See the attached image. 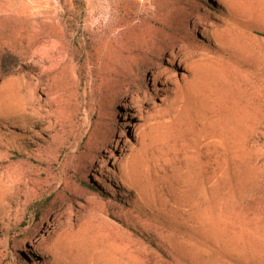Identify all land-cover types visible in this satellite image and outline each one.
Listing matches in <instances>:
<instances>
[{
  "label": "rangeland",
  "instance_id": "rangeland-1",
  "mask_svg": "<svg viewBox=\"0 0 264 264\" xmlns=\"http://www.w3.org/2000/svg\"><path fill=\"white\" fill-rule=\"evenodd\" d=\"M84 1L0 0V264H264V0Z\"/></svg>",
  "mask_w": 264,
  "mask_h": 264
},
{
  "label": "trees",
  "instance_id": "trees-1",
  "mask_svg": "<svg viewBox=\"0 0 264 264\" xmlns=\"http://www.w3.org/2000/svg\"><path fill=\"white\" fill-rule=\"evenodd\" d=\"M198 1L203 2L204 4H207V6L210 7L211 9H214V7L210 4H208L205 0H197V2ZM166 2H167V7H175L176 6L175 3H171V2H173V0H166ZM191 2H194V1L191 0ZM71 6L73 8L75 15H77V14L83 15L84 9H85V1L84 0H71ZM81 21L82 20L80 18L79 22H78V24H79L78 29H80V26L82 24ZM183 21H184V19H183ZM72 24H74L73 21H72ZM165 25L167 28H170L173 26V20H172L171 15L166 17ZM172 35H169L167 37V39L164 41L165 42L164 45H165L166 49H169L170 47H174L178 43V40H180V35H176V34H174L173 36ZM196 38H199V37L196 35ZM72 47L74 50L73 57L75 60V74H76L79 82H84L86 79V69H87L88 65L90 64V62L88 61L89 60L88 57L92 56L94 53L91 42L87 37L78 36L76 39L72 40ZM87 55H89V56L87 57ZM10 68L11 67H6L4 65H1L0 66V73H7L10 70ZM34 202L36 203L37 201H34ZM40 207L37 209L38 211L36 210L37 211L36 215H38L39 212L41 211ZM16 229H17V227L14 229V231ZM20 232L21 231L18 230L16 234H14V233L12 235L10 234L8 236V237L11 236L9 239L13 240L15 237L19 236ZM24 261H25V259H24ZM26 262H27V260H26Z\"/></svg>",
  "mask_w": 264,
  "mask_h": 264
}]
</instances>
